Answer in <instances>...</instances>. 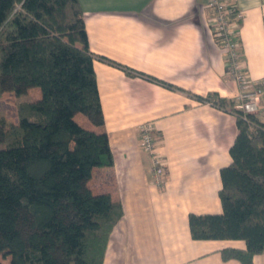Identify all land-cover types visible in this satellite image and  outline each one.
I'll return each instance as SVG.
<instances>
[{"label":"crops","instance_id":"obj_1","mask_svg":"<svg viewBox=\"0 0 264 264\" xmlns=\"http://www.w3.org/2000/svg\"><path fill=\"white\" fill-rule=\"evenodd\" d=\"M93 68L102 123L83 112L81 126L104 129L110 166L95 167L86 186L120 201L123 215L112 229L102 264H241L223 260L220 249L241 240H194L188 214L219 213L220 169L231 162L235 116L195 95L216 92L236 101L206 0H78ZM242 10L235 30L248 78L264 79V0H226ZM112 59L172 84L128 75ZM254 113L264 123V83ZM151 121L155 153L166 178L157 185L150 155L140 147L139 125ZM264 264V253L253 257Z\"/></svg>","mask_w":264,"mask_h":264},{"label":"trees","instance_id":"obj_2","mask_svg":"<svg viewBox=\"0 0 264 264\" xmlns=\"http://www.w3.org/2000/svg\"><path fill=\"white\" fill-rule=\"evenodd\" d=\"M83 11L78 0H0V96L39 87L16 102V123L0 120V264H102L120 201L93 193L86 180L113 163L108 135L74 120L102 123ZM168 87L172 84L102 57ZM200 102L235 116L231 162L220 169L219 213L188 214L194 240H241L223 260L253 264L264 253V123L216 92ZM7 260V262H3Z\"/></svg>","mask_w":264,"mask_h":264},{"label":"built area","instance_id":"obj_3","mask_svg":"<svg viewBox=\"0 0 264 264\" xmlns=\"http://www.w3.org/2000/svg\"><path fill=\"white\" fill-rule=\"evenodd\" d=\"M205 5L212 11L211 25L223 51L226 76L234 81L238 88L235 107L244 113H254L260 107L264 79L259 82L249 79L242 60L241 45L235 30L237 22L243 16L242 10L226 0H206ZM139 133L140 147L151 158L153 180L157 185H162L167 173L163 159L155 153L158 138L151 121L142 122L139 125Z\"/></svg>","mask_w":264,"mask_h":264},{"label":"rangeland","instance_id":"obj_4","mask_svg":"<svg viewBox=\"0 0 264 264\" xmlns=\"http://www.w3.org/2000/svg\"><path fill=\"white\" fill-rule=\"evenodd\" d=\"M40 97L39 87H28L25 93L17 96L12 85H4V92L0 96V120L6 123H16V102L19 100H35ZM237 103V101H236ZM236 105V104H235ZM260 106V102H259ZM255 113V112H254ZM144 122V121H143ZM141 124V123H140ZM140 139V133H139ZM7 262V260H3Z\"/></svg>","mask_w":264,"mask_h":264}]
</instances>
